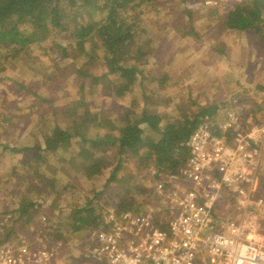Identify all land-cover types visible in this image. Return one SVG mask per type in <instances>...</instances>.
Masks as SVG:
<instances>
[{
	"label": "trees",
	"instance_id": "16d2710c",
	"mask_svg": "<svg viewBox=\"0 0 264 264\" xmlns=\"http://www.w3.org/2000/svg\"><path fill=\"white\" fill-rule=\"evenodd\" d=\"M202 1L0 0V78H8L9 74L5 73L6 64L14 62V65H22L26 48L47 37L50 49L67 61L65 67L75 70L76 83L81 91L79 99L71 100L70 95L68 100L72 102L64 105V117L66 114L70 116L66 125L56 122L55 127L49 129L43 113L36 111L38 120L32 122L40 130V141L18 146L10 144L8 140H0V152H30L39 160L41 165L38 169H41L39 171L43 179L41 193L37 197L29 194L33 193V185L30 187L31 183L27 184L29 188L18 191L13 208L0 214L9 217L12 223L8 229H0V243H20L25 238L23 234L28 231L35 238L34 242L48 238L49 243L58 244V250L64 252L70 248L71 239L77 238L74 240L81 248H85L86 253L83 255L93 258L94 253L89 254L88 246L84 243L92 242L91 246H94L96 232L106 225L107 211L102 204L118 201V204L132 209L137 204L135 199L145 191L141 176L130 179L128 174H121L125 160L143 147L144 157L139 158L136 154V159L145 158L157 166L153 174L146 172L147 177L154 180L160 178V173L174 171L184 162L185 141L201 121L217 120L220 109L224 107L220 101L211 105L198 104L196 107L192 104V108L176 101L178 110L170 117L169 114L163 115L145 107L141 112L124 108L119 113V132L116 134L103 132L106 127L102 119L106 118V114L100 110H89L84 93L98 91L96 86H100L103 96L111 94L122 98L131 90L130 85L135 79L139 77L144 80L148 75L150 80L168 84L169 72L165 70L158 75L159 68L153 62L159 52L162 51V55L165 52L160 44L163 39L158 34L154 37L151 30L164 31L172 27L175 16L179 14L183 16L184 25L175 31L178 30L183 36L191 33L195 35L199 23L204 22L206 27L215 29L217 33L230 32L236 38V44H239L237 33L254 31L258 34L259 44L264 45V0L234 3L231 9L223 6L205 9ZM148 16L152 19L149 20ZM212 44L215 48L216 45ZM93 48H99L103 53H99V59L91 63L93 57L97 58L96 53L92 54ZM98 64L103 66L99 73L96 70ZM45 67L41 70L44 75L49 73L47 65ZM50 76L53 80L57 75ZM88 79L89 87L85 88ZM18 86L25 91L32 90L22 83ZM35 94L40 97L38 93ZM242 96L237 95L240 99ZM37 99L27 101L28 104L22 107L14 105L4 121H12L10 115L15 119L31 115L41 106L37 104ZM25 107L29 109L28 114H25ZM89 127L97 129L95 135H89ZM70 144L77 148L75 154ZM102 145L109 146L108 152L99 151ZM61 148L64 152L59 154ZM112 151L116 157L113 161L108 157ZM62 155L65 161L59 159ZM27 156L21 159V166ZM51 162H54L55 168L59 167L55 162L65 164L68 168H72L71 162L80 166L85 171L84 174L79 173L80 177H85L91 183L88 189L91 199L78 201L75 191L84 194L86 190L81 178L75 179L76 188L70 186L75 175L62 184L50 173ZM107 167L112 168L110 175L99 188L98 181L101 179L96 178L101 177ZM20 183H24V180ZM65 193L69 196L68 199H62L66 200L63 205L59 197ZM56 194L58 200L54 201L52 197ZM108 194L113 195L111 200L104 199ZM98 202L99 206H96ZM86 211L88 213L84 215Z\"/></svg>",
	"mask_w": 264,
	"mask_h": 264
},
{
	"label": "rangeland",
	"instance_id": "374dc122",
	"mask_svg": "<svg viewBox=\"0 0 264 264\" xmlns=\"http://www.w3.org/2000/svg\"><path fill=\"white\" fill-rule=\"evenodd\" d=\"M148 19L151 20V16H148ZM197 22H199V19ZM172 25V27L165 28L164 31L151 30L154 33V37L158 34L163 39L160 44L163 45L162 48L165 49V52L163 55L161 54L162 51L159 52L153 62L157 63L156 66L159 68L157 71L158 75L165 70L169 72L168 84H159L156 80H150L148 75L144 80H140L139 77L135 79L130 85L131 90L122 98H116L111 96V94L103 96L100 86H96L98 91L91 94L84 93L85 99L89 104L87 106L89 110H100L106 114V118L102 119L106 127L103 132L111 131L116 134L119 132V113L124 108L141 112L145 107L163 115L169 114L170 117L178 110L176 101L185 104L186 107L190 105V108H192V104L194 105L193 107H196L198 104L211 105L218 103V101L221 102L220 105L225 106L229 105L226 99H233L237 95H247V97L242 96L243 98L240 99V102L245 105L247 109L246 116L252 118L251 122L262 123L261 121H264V90L262 89V87L264 88V46H258V34L251 31L248 32L249 36H238L237 41H239V44H236L234 40L236 38L230 32L217 33L215 29L206 27L204 22L199 23L195 35L191 33L183 36L178 30L175 31L176 28L179 29V27L184 25L181 14L175 16V24ZM247 39L248 42L251 40L254 42V47L256 45L258 49L262 48L260 51L263 55H259L255 48H253V53L250 50H246L245 42ZM227 42H233L231 48H229ZM242 42H244L243 46H241ZM211 43L216 45L215 48L211 46ZM89 50L91 51V47ZM222 50H224L223 53ZM24 53V57H22L24 63L22 65H14V62L6 64L8 66L5 69V73L9 74H7L8 78H0V121L3 120V123L0 124V140H8L7 142L10 144L18 146L31 145L40 141V130L32 122L33 120H38L39 112L43 113L45 124L49 129L54 128L56 122L66 125L70 116L66 114V117H64L66 112L64 105L68 102L71 103L72 99H79L81 96V91L76 83L75 70L65 67L67 61L63 60L56 51L50 49V41L47 37L29 45ZM93 53H96L97 58L93 57L94 59L90 60L91 63L96 62L99 59L98 54L103 53V51L99 48H93ZM251 54L255 58L257 57L256 64H253L249 59ZM222 55H230V60H223V57H220ZM216 57L218 58L216 59ZM157 59L159 62H157ZM195 63H201L203 70L196 69V67L193 68ZM46 65L49 73L44 75L41 70L46 68ZM102 67L100 64L96 65L98 73L103 69ZM50 74H56L57 76L51 80ZM88 81L89 79L85 88L89 87ZM143 82L144 84H142ZM20 83L32 90L25 91L18 86ZM249 85H252L253 89H250ZM227 92L229 94L225 96ZM35 93H38L37 95H40V97L36 96ZM44 97H46V100H44ZM68 97L71 100H68ZM34 99H37V104L41 106L38 109L36 108L31 115L28 114L29 109L25 107L24 110L25 114H28L27 117L22 116L15 119V117H12L13 115H10L12 121H4L5 116L11 113L14 105L18 104L19 107H22L28 104L27 101H34ZM222 101H225V103ZM96 131V128H88L89 135H95ZM70 148L75 154L77 151L75 145L72 147L70 144ZM108 150V145L99 147L101 152L105 153ZM143 151L142 147L136 153L140 156L139 158L144 157L142 155ZM63 152L61 148L58 153ZM29 153L25 151L10 153L7 150L0 152V214L13 208L18 191L29 188L26 187L27 184L31 183L30 187L33 185V193H29L32 197H37L41 193L40 189L43 179L39 171L41 169H38L41 162ZM136 154H131L125 160L121 174H128L130 179L141 176V180L145 183L147 182L146 172L154 171L157 166L145 158L139 160L137 157L136 159ZM26 156L27 160L21 166V159ZM64 157L62 155L59 159L65 161ZM108 157L112 161L116 158L113 151L108 154ZM55 164L59 167L55 168L53 166L54 162L49 164L50 173L55 175L62 184L70 179L72 175L75 176L72 179L71 188H76V178L79 177L78 179L81 178L80 181H83L82 185L86 186L84 194L76 193L77 191H75V198L78 201L83 202L91 199V192L88 191L91 183L85 177H80L79 173L84 174L85 172L80 166H76L72 162L70 163L72 168H68L67 165L61 163L55 162ZM111 169V167H107L101 177L97 176L96 179H101L98 181L99 188L103 186L105 179H108ZM19 180H24V183H20ZM261 180L262 172L260 173V182ZM110 194L106 195L104 199L111 200L113 195L111 196ZM112 194H114V191H112ZM141 194L135 199L136 203H140ZM57 195L52 197V199H55L54 201L58 200ZM261 195L264 196V190L261 191ZM68 196L69 194L65 193L59 197L63 205L66 200L63 201L62 199H68ZM115 203H103L102 207H106L105 210L107 211ZM97 205L99 206V202ZM232 205V210L239 208L236 203ZM136 206L138 207L137 204ZM261 210L257 213L259 222L258 233L262 235L261 240L264 245V210ZM87 213V211L84 212V215ZM235 213H238V211ZM220 217L222 218V227H217V230L224 231V226L230 220V216L222 211ZM23 236L25 237L24 239L22 238L24 242L30 245L34 244L35 238L31 237L28 231ZM74 239L77 238L71 239L70 248L67 250L69 255L68 262L73 264H105L99 258L85 257L86 255H83V253H86L85 248H81L80 244ZM84 244H88V242Z\"/></svg>",
	"mask_w": 264,
	"mask_h": 264
},
{
	"label": "built area",
	"instance_id": "2783aa9c",
	"mask_svg": "<svg viewBox=\"0 0 264 264\" xmlns=\"http://www.w3.org/2000/svg\"><path fill=\"white\" fill-rule=\"evenodd\" d=\"M246 1L202 3L231 9ZM227 102L216 121H201L190 133L177 169L157 180L147 177L138 207L111 205L94 246L87 244L89 254L105 264H264L257 214L264 206L259 193L264 121L251 122L239 97ZM222 211L230 220L219 231ZM11 225L0 216V229ZM58 247L48 238L33 245L4 241L0 264H68L67 251Z\"/></svg>",
	"mask_w": 264,
	"mask_h": 264
},
{
	"label": "crops",
	"instance_id": "0c3cea01",
	"mask_svg": "<svg viewBox=\"0 0 264 264\" xmlns=\"http://www.w3.org/2000/svg\"><path fill=\"white\" fill-rule=\"evenodd\" d=\"M229 33V32H228ZM236 35H238V36H249V34L246 32V31H243L242 33H237ZM243 41V40H242ZM227 44L229 45V48H231V46L233 45V42L232 43H230V42H227ZM245 44H246V50H250L251 51V53H253V48H255V51H258L259 52V55H263V53L260 51V50H262V48H260V49H258L257 47H256V45H255V47H254V42L251 40L250 42H248V39H247V41L245 42ZM244 45V42H242V44H241V46H243ZM258 46H261L260 44H259V39H258ZM264 46V45H263ZM221 55V54H220ZM203 56V55H202ZM200 57H201V55H200ZM219 57V56H218ZM218 57H216V59L218 58ZM221 58L223 57V60H230V55H222V56H220ZM209 58H210V56H209ZM249 59L253 62V64H256V62H257V57L255 58L254 57V55H252L251 54V56L249 57ZM213 65V64H212ZM194 67H196V69H202L203 68V65L201 66V63H195L194 64V66H193V68ZM203 70V69H202ZM246 74H248V73H246ZM245 86H248V85H245ZM250 86V89H253V87H252V85H249ZM227 94H229L228 92L225 94V96L227 95ZM224 96V97H225ZM243 97H247V95H243ZM220 98H222V97H220ZM263 158H262V167H261V172H262V180H261V182H260V190H259V193L261 194V191L262 190H264V149H263ZM263 210H264V206H263ZM261 236V238H262V235H260Z\"/></svg>",
	"mask_w": 264,
	"mask_h": 264
}]
</instances>
